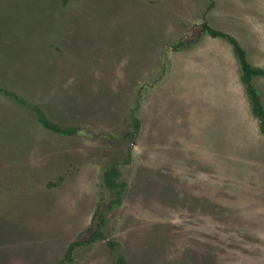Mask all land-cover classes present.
<instances>
[{
  "label": "rangeland",
  "instance_id": "obj_1",
  "mask_svg": "<svg viewBox=\"0 0 264 264\" xmlns=\"http://www.w3.org/2000/svg\"><path fill=\"white\" fill-rule=\"evenodd\" d=\"M207 7L264 68V0H0V89L78 131L0 93V264L86 243L112 163L127 185L103 232L127 264H264V136ZM73 264L115 261L98 242Z\"/></svg>",
  "mask_w": 264,
  "mask_h": 264
},
{
  "label": "trees",
  "instance_id": "obj_2",
  "mask_svg": "<svg viewBox=\"0 0 264 264\" xmlns=\"http://www.w3.org/2000/svg\"><path fill=\"white\" fill-rule=\"evenodd\" d=\"M209 8L210 7H207L204 10L201 17L202 23L200 25V31L202 34L211 39L223 40L230 47L238 65L240 82L244 87V93L249 103L250 112L257 121L259 133L264 136V106L254 83L257 79H264V68L256 67L249 61L246 50L235 37L225 32L215 30L208 24L205 14ZM178 46H175L174 48L178 49ZM0 93L12 97L19 105H23L25 108L31 110L35 115L38 126L44 131L63 137H72L77 134L78 131L75 127L63 126L53 122L47 118L38 107L29 106L26 102L22 101V99H18V97L14 94H10L2 89H0ZM130 120L131 131L126 138H130L132 141L139 132L140 126L135 116H130ZM129 157L130 149L127 151V158L124 164H129ZM126 185V181L121 178V171L117 163H112L107 168L102 170L100 176V188L107 194V199L104 200L101 198V200H103V204L99 203L94 213L92 224L96 219L97 223L95 224V229L88 237L86 243L82 245L75 242L69 244L58 264H73L75 253L79 247L91 246L98 242H103L105 244L110 256L114 259L115 264H127L119 250L118 244L109 240L103 232V228L107 223L106 214L121 205Z\"/></svg>",
  "mask_w": 264,
  "mask_h": 264
}]
</instances>
